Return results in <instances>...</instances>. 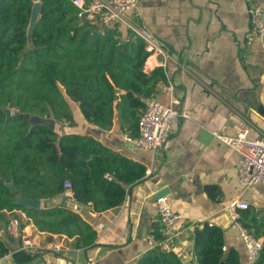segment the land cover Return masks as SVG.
<instances>
[{"label": "crops", "instance_id": "crops-1", "mask_svg": "<svg viewBox=\"0 0 264 264\" xmlns=\"http://www.w3.org/2000/svg\"><path fill=\"white\" fill-rule=\"evenodd\" d=\"M256 6L264 7V0H138L129 19L169 54L164 71L174 91L155 97L165 106L178 99L189 119L171 125L163 148L143 151L124 141L129 133L121 129L117 115L110 130H99L83 119L78 104L69 102L73 122L53 124L57 134L92 136L143 165L145 177L128 188L121 205L103 212L73 203L66 193L38 200L36 209L73 204L95 234L89 245L82 243L85 232L71 237L42 232L23 212H0V244L7 251L0 264H16L13 256L19 252L34 255L29 264H136L152 249L148 239L158 241L159 235L183 264H196L193 231L204 224L220 228L223 251L234 249L240 263L247 264L245 245L231 227L227 207L234 201L247 203L246 210H237L240 221L264 231V184L249 188L239 184L238 154L217 135L235 137L246 130L250 140L264 137V36H259L249 16V9ZM97 28H117L123 37L131 32L117 22ZM161 61L155 58L145 69L150 73ZM162 192L179 216L170 229L161 225L155 206ZM24 236L38 250H26Z\"/></svg>", "mask_w": 264, "mask_h": 264}, {"label": "trees", "instance_id": "trees-1", "mask_svg": "<svg viewBox=\"0 0 264 264\" xmlns=\"http://www.w3.org/2000/svg\"><path fill=\"white\" fill-rule=\"evenodd\" d=\"M35 2L39 15L28 45ZM76 13L72 0H0V212H23L42 232L69 237L85 232L82 243L89 245L95 234L73 204L32 209L18 204L16 195L49 200L64 193L67 181L77 205L89 204L93 212L121 205L128 188L144 179L145 167L92 136L57 134L53 124L73 122L71 102L99 130H110L117 115L123 132L136 137L145 101L156 95L164 72L160 67L144 72L148 53L132 32L123 37L117 28L80 23ZM6 108L13 110L7 121ZM10 182L14 192L5 187ZM238 221L254 238H262L254 264H264V231L240 217ZM224 245L223 231L216 226L204 224L193 231L196 264H241L237 251H223ZM6 252L0 244V256ZM33 258L22 252L13 256L16 264H29ZM136 264L183 263L172 251L154 247Z\"/></svg>", "mask_w": 264, "mask_h": 264}, {"label": "built area", "instance_id": "built-area-1", "mask_svg": "<svg viewBox=\"0 0 264 264\" xmlns=\"http://www.w3.org/2000/svg\"><path fill=\"white\" fill-rule=\"evenodd\" d=\"M77 8L76 17L83 24H90L95 27H106L114 22L122 24L144 43L148 57L144 63L145 68L152 66L153 59L161 57L162 61L158 66L164 72V80H160L156 87V94H172L173 83L167 79L164 71V62L169 59V54L163 45L147 30L135 25L129 19L128 14L136 7L138 0H72ZM249 16L252 26L259 36H264V7H253L249 9ZM151 61L149 62V60ZM148 73V72H147ZM181 119H189V114L179 109V100L172 99L170 106L161 104L155 96L145 101V108L137 122L138 133L136 137L124 136V141L143 151H156L165 145L170 134L172 124ZM222 142L227 144L238 154L237 174L238 181L243 187L249 188L256 184H264V137L250 140L247 138V131L243 130L235 137L218 136ZM64 194L73 200L71 185L69 182L63 184ZM158 218L161 225L172 228L179 220V216L172 211L166 198L161 197L155 201ZM248 204L241 201H234L227 207L231 220V227L236 229L239 238L245 245L247 251V264H254L260 250L263 247L262 239L254 238L239 223L237 210H245ZM151 248L159 247L163 251H170L166 239L156 241L152 237L148 239ZM23 245L26 250L34 252L37 248L31 243L28 237H23ZM53 249L56 246L52 247ZM225 250V248H222ZM38 250V249H37Z\"/></svg>", "mask_w": 264, "mask_h": 264}, {"label": "water", "instance_id": "water-1", "mask_svg": "<svg viewBox=\"0 0 264 264\" xmlns=\"http://www.w3.org/2000/svg\"><path fill=\"white\" fill-rule=\"evenodd\" d=\"M38 15H39V3L35 2L33 4V6H32V9H31L29 25H28V28H27V42H28V45L31 44V32H32V29L34 28V26H35V24L37 22ZM95 38H97V34L96 33L94 34V39ZM2 111L5 114V121H7L10 118V116H11V110L6 108V109H2ZM17 115L20 116V117L26 118L29 121L33 122V123L36 121V119L31 117V116H23V115H20V114H17ZM5 187L10 192H14L15 191V187H14L12 182L6 183ZM162 195H163V192L157 194V197H161ZM16 200H17L18 204H21V205H23V206H25L27 208H32V209H36L38 207V204H39L38 200L23 199L19 195H16ZM184 264H195V263L193 261H189L188 263H184Z\"/></svg>", "mask_w": 264, "mask_h": 264}, {"label": "rangeland", "instance_id": "rangeland-1", "mask_svg": "<svg viewBox=\"0 0 264 264\" xmlns=\"http://www.w3.org/2000/svg\"><path fill=\"white\" fill-rule=\"evenodd\" d=\"M78 106V105H77ZM13 111V110H12ZM12 111H11V114H12Z\"/></svg>", "mask_w": 264, "mask_h": 264}, {"label": "bare ground", "instance_id": "bare-ground-1", "mask_svg": "<svg viewBox=\"0 0 264 264\" xmlns=\"http://www.w3.org/2000/svg\"><path fill=\"white\" fill-rule=\"evenodd\" d=\"M151 61V59L149 60V62Z\"/></svg>", "mask_w": 264, "mask_h": 264}]
</instances>
